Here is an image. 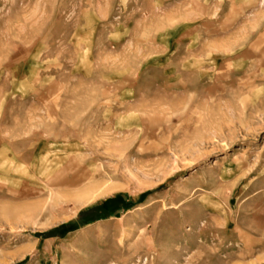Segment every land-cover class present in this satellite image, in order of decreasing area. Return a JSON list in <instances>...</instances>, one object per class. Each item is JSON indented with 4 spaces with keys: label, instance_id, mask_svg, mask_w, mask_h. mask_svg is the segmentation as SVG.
I'll return each instance as SVG.
<instances>
[{
    "label": "rangeland",
    "instance_id": "obj_1",
    "mask_svg": "<svg viewBox=\"0 0 264 264\" xmlns=\"http://www.w3.org/2000/svg\"><path fill=\"white\" fill-rule=\"evenodd\" d=\"M0 0V264H264V0Z\"/></svg>",
    "mask_w": 264,
    "mask_h": 264
},
{
    "label": "crops",
    "instance_id": "obj_2",
    "mask_svg": "<svg viewBox=\"0 0 264 264\" xmlns=\"http://www.w3.org/2000/svg\"><path fill=\"white\" fill-rule=\"evenodd\" d=\"M175 2L176 0H168L167 6H172Z\"/></svg>",
    "mask_w": 264,
    "mask_h": 264
}]
</instances>
